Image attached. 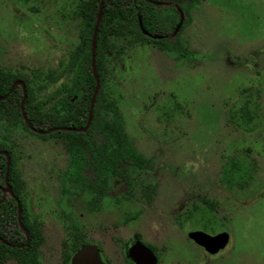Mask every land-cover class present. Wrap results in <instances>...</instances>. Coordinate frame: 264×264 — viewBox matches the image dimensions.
I'll return each mask as SVG.
<instances>
[{
  "label": "rangeland",
  "instance_id": "1",
  "mask_svg": "<svg viewBox=\"0 0 264 264\" xmlns=\"http://www.w3.org/2000/svg\"><path fill=\"white\" fill-rule=\"evenodd\" d=\"M67 2L0 0V68L53 67L65 57L77 41ZM183 6L176 33L182 53L138 45L110 69L125 133L148 162L129 178L131 188L117 185L93 204L62 144L20 140L26 206L44 234L41 264H62V243L80 234L108 264H128L123 247L134 235L157 247L159 264H264V0ZM245 102L254 119L242 125L230 114ZM233 156L239 165L252 163L247 177L239 170V185L222 181ZM203 199L215 209L214 222L209 214L180 215ZM187 229L226 232L229 241L208 253Z\"/></svg>",
  "mask_w": 264,
  "mask_h": 264
},
{
  "label": "trees",
  "instance_id": "2",
  "mask_svg": "<svg viewBox=\"0 0 264 264\" xmlns=\"http://www.w3.org/2000/svg\"><path fill=\"white\" fill-rule=\"evenodd\" d=\"M100 1L67 2V19L75 25L77 41L65 57L54 61L55 66L22 70L0 68V225L3 229L12 226L17 232L20 229L29 239L28 242L26 238L21 240L24 244L21 247L20 242L11 243L3 236V240L13 245L0 243V264L9 261L41 264L39 247L44 242V234L36 215L26 206L25 183L16 155L21 148L20 140L34 137L42 141L54 139L62 144L75 179L82 185L88 184L93 204L103 200L117 185L131 188L133 183L129 178L142 172L148 163L128 140L117 94L108 84L109 73L127 50L138 45L148 44L162 51L182 53L176 33L185 10L183 0H104L95 51L99 87L89 121L96 86L91 68V42ZM22 101L26 122L20 110ZM248 106L249 102H245L239 112L231 113V120L241 119L242 125L250 124L254 117ZM53 128L68 130L36 133ZM250 167L251 162L247 164L242 160L239 165L234 156L230 157L222 168L223 183L239 185L236 178L239 170L247 177ZM85 172L91 176L90 184L86 183ZM7 185L8 194L5 193ZM141 188L145 190L144 184ZM194 214H209L212 218L208 221L214 222L215 209L203 199L200 206L190 204L180 215L190 218ZM133 238L139 240L137 235ZM84 239V234H80L62 243V264H70L72 256L87 245Z\"/></svg>",
  "mask_w": 264,
  "mask_h": 264
},
{
  "label": "water",
  "instance_id": "3",
  "mask_svg": "<svg viewBox=\"0 0 264 264\" xmlns=\"http://www.w3.org/2000/svg\"><path fill=\"white\" fill-rule=\"evenodd\" d=\"M103 2L104 0L100 1L99 12L97 15V20H96V24L94 27V31L92 35V42H91V68H92L93 76L96 79V86H95V91L93 93L91 103H90L89 121L92 116V105L95 100V96L97 94L98 87H99V83H98V79H97V75L95 71V51H96L97 31H98V25L100 22V16H101L102 8H103ZM20 110H21L23 119L26 122V118L23 113V101L20 104ZM56 130H68V129L53 128L46 132L36 131V133L47 134L49 132H53ZM7 174H8V171L6 172V184H7ZM5 191L6 192L10 191L9 185H7ZM186 235L196 245L203 248L208 253H215L223 249L229 241V235L226 232H220L216 235H209L207 233L196 231L194 229H187ZM126 248H127V257L130 258L135 264H156V257L142 243L135 242L133 244H128ZM70 264H104V263L102 262L99 256L97 246L87 245L72 256L70 260Z\"/></svg>",
  "mask_w": 264,
  "mask_h": 264
},
{
  "label": "flooded vegetation",
  "instance_id": "4",
  "mask_svg": "<svg viewBox=\"0 0 264 264\" xmlns=\"http://www.w3.org/2000/svg\"><path fill=\"white\" fill-rule=\"evenodd\" d=\"M86 173V172H85ZM87 174H89V173H87ZM90 175V174H89ZM5 193L6 194H8L9 192H6L5 191ZM17 204V203H16ZM17 210H18V206H17ZM16 210V211H17ZM28 211L32 214V215H36V217H37V219H39V215H37L36 213H34L32 210H30V209H28ZM17 219H18V211H17ZM16 229L15 228H13L12 229V226L11 227H8L7 229H3L2 227H1V225H0V243H4V244H8V245H10V246H12L13 244H9L6 240H3V236H5L8 240H10L11 241V243H14V244H16V242H20L21 243V240H23L24 238H26L27 237V235L22 231V230H20L19 229V231L17 232V231H15ZM43 230V229H42ZM12 232H14L13 234L14 235H12ZM187 236V235H186ZM188 238V237H187ZM27 239V242H28V238H26ZM189 239V238H188ZM190 240V239H189ZM192 241V240H191ZM135 242H140V243H142L141 241H140V239L139 240H136V239H133L129 244H133V243H135ZM193 242V241H192ZM194 243V242H193ZM143 244V243H142ZM195 244V243H194ZM24 244H22L21 243V247L23 246ZM144 246H146L153 254H154V256L156 257V264H159V262H160V255H159V253H158V250H157V247L156 246H154V245H150V246H147V245H145V244H143ZM198 246V245H197ZM41 247V246H40ZM127 245L126 246H124L123 248H124V258H126V260H127V262H128V264H135L130 258H128L127 257ZM199 247V246H198ZM201 248V247H200ZM201 249H203V248H201ZM204 250V249H203ZM98 252H99V250H98ZM99 256H100V254H99ZM104 264H108V263H104ZM183 264H185V263H183Z\"/></svg>",
  "mask_w": 264,
  "mask_h": 264
}]
</instances>
